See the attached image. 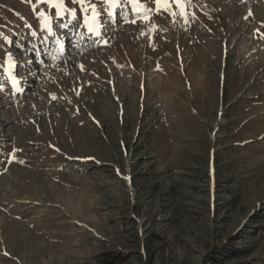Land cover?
<instances>
[{"label":"rangeland","instance_id":"obj_1","mask_svg":"<svg viewBox=\"0 0 264 264\" xmlns=\"http://www.w3.org/2000/svg\"><path fill=\"white\" fill-rule=\"evenodd\" d=\"M108 253L264 264V0H0V264Z\"/></svg>","mask_w":264,"mask_h":264},{"label":"snow or ice","instance_id":"obj_2","mask_svg":"<svg viewBox=\"0 0 264 264\" xmlns=\"http://www.w3.org/2000/svg\"><path fill=\"white\" fill-rule=\"evenodd\" d=\"M47 2L51 3L52 0H47ZM81 3H83V0H80ZM167 3V0H154V3L157 5V7L159 8V6L161 5V3ZM174 3H176L177 5L181 4V0H173ZM61 14V6L57 5V13L56 15L59 17ZM41 15L43 16L44 14L41 13ZM108 15L111 17L113 14L112 12H109ZM99 13L96 12L95 7H93V16H92V20L91 22H89V18L87 16V14H85L84 17V26L87 28V31L95 36H99V31H98V27H99V19H98ZM47 17L44 18L45 22L47 21ZM135 21H133L134 23ZM51 31V29L49 28V32ZM106 43V42H105ZM14 86H15V82H14ZM20 163H23V161H20Z\"/></svg>","mask_w":264,"mask_h":264},{"label":"trees","instance_id":"obj_3","mask_svg":"<svg viewBox=\"0 0 264 264\" xmlns=\"http://www.w3.org/2000/svg\"><path fill=\"white\" fill-rule=\"evenodd\" d=\"M123 257L120 253L117 254H103L96 264H123Z\"/></svg>","mask_w":264,"mask_h":264}]
</instances>
